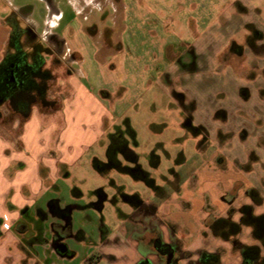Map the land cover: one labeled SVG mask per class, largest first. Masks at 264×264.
Masks as SVG:
<instances>
[{"label":"rangeland","instance_id":"374dc122","mask_svg":"<svg viewBox=\"0 0 264 264\" xmlns=\"http://www.w3.org/2000/svg\"><path fill=\"white\" fill-rule=\"evenodd\" d=\"M0 5L8 16L16 11L23 27L35 26L55 49L49 35L64 33L82 57L72 63L67 46H58L60 61L46 62L53 71L59 65L46 101L31 107L47 130L45 136L34 133L32 144L48 147L47 157L67 158L45 183L43 205L50 203L59 216L71 215L75 236L68 244L78 253L76 263L105 234L114 238L126 219L142 218L143 207L166 202L188 208L171 196L183 187L186 196H202L194 175L205 166L210 170L212 155L264 192V48H245L243 56L230 49L233 41L245 46L247 25H262L264 0H0ZM0 117V142L19 146L25 118L8 104L0 106ZM61 134L72 149L58 151ZM124 146L137 154L136 162L124 158ZM138 165L147 181L131 173ZM218 182L213 192L227 186ZM192 220L197 228L203 216ZM183 226L162 231L168 237ZM131 228L126 225L122 233L130 235ZM82 237L84 243L78 241ZM240 238L250 241L244 234ZM227 253L239 257L236 248Z\"/></svg>","mask_w":264,"mask_h":264},{"label":"crops","instance_id":"0c3cea01","mask_svg":"<svg viewBox=\"0 0 264 264\" xmlns=\"http://www.w3.org/2000/svg\"><path fill=\"white\" fill-rule=\"evenodd\" d=\"M7 12V8L0 5V61L4 56L11 33L10 25L6 21ZM56 24L58 26L59 22ZM59 39L63 40L64 45L67 46V53L70 55L72 63L78 58L82 60L78 52L70 47L64 33L59 35ZM58 66L55 67L54 71L48 65L46 68L53 75H56ZM69 69L80 76L84 75L82 69ZM67 76H71L69 72ZM40 118L42 119L43 116ZM37 119L38 116H33L32 111L25 118L24 131L20 136L19 146L10 141L0 142V264H143L145 261H150L151 264H161L163 260L152 255H146L148 253L140 249L141 245L137 237L143 235L145 229L143 223L137 218L126 219L122 229L115 233L114 238L105 234L99 244L96 243L95 247L91 246L93 249L90 248L79 262H75L78 253L68 244V240L75 236L71 215L68 217L59 216L54 207L50 206V203L49 208L43 205L45 183L50 180V175L56 172L57 162H65L67 158L63 156L58 159L56 158L57 153L47 157L48 147L43 151L42 147L32 144L34 133L45 136L47 131H43L40 127L42 124H39ZM64 134H61L57 141L58 151H64L66 147L73 148V146H68V139L62 140ZM216 155H212L206 163L210 170H207L205 166L204 169L194 175L198 180L197 189L203 190L202 196H197L193 192L186 196L183 187V191L176 192L171 197L183 199L186 205L188 204L190 207L183 209L177 203L161 202L162 204L158 206L153 217V219L160 218L164 222L184 225L183 231L180 229L181 226L176 229V236L182 240V249L191 252L193 258H180L178 264H204L201 258H196L200 250L218 253L220 256L218 260L216 258L210 261L214 264H244L240 250L237 248L239 251L238 258L227 256L229 249H233L230 242L214 235L209 238V231L203 225L197 228L192 226V219L196 215L202 214L203 221L210 216L204 210L205 195L208 194L211 203L216 206V216L225 217L230 205L222 197L234 185H239L238 193L232 200V206L236 210L232 219L234 221L239 220L238 209L242 205L253 206L255 215L264 214V210H258L260 207H264V192L259 191L251 181L242 177V173H237L235 170L234 174L229 173L228 168L226 172L220 169L214 171ZM219 174L225 175L221 177ZM219 178L227 186L224 187L223 191L213 192V184L214 182L218 184ZM250 188L259 193L260 202L256 203L244 193L246 189ZM167 207L168 211H166ZM186 212L188 215L184 214ZM129 224L132 227L130 235L129 233L123 234L124 227ZM162 227L165 228V225ZM69 231L70 234H67ZM243 234L248 236L250 241H243L240 238L242 244L261 247L259 241L252 234L251 226L244 227ZM169 237L164 235L166 241L169 240ZM55 238L66 247L63 251H60L57 243L54 242ZM85 240L86 238L82 237L78 241L84 243ZM209 242L210 245H204V243L208 244ZM256 264H261V260Z\"/></svg>","mask_w":264,"mask_h":264},{"label":"flooded vegetation","instance_id":"af4514ba","mask_svg":"<svg viewBox=\"0 0 264 264\" xmlns=\"http://www.w3.org/2000/svg\"><path fill=\"white\" fill-rule=\"evenodd\" d=\"M18 16L19 15L16 11H14L11 15L6 16V21L10 25L11 33L4 56L0 61V106L8 104L13 113L26 118L27 115L25 112L29 108L30 113L32 111L31 107L33 104L36 102H40L41 105L44 104L42 97L44 88L47 90L48 82L53 80V78H47L46 71L49 69L46 68V62L48 58H51L53 64L60 61V47L58 46H63L64 41L60 40L56 34L49 35V40L57 46L55 49L50 43L46 42L39 36V34L35 31V26L28 23L27 27H23L19 23ZM247 26L250 30L249 34L245 37V46L239 45L235 41H233L230 45V49L233 53L238 54L239 56L244 55L245 48H247L248 51L252 50L254 52H262V49L264 48V21L259 27H257L258 25ZM43 58L45 61L44 65L42 64ZM50 73L52 74L51 71ZM121 153L128 162H132L128 158H134L136 154L133 150L128 149L126 146L122 147ZM136 157L138 158L137 154ZM219 157L221 156L216 155L214 158V171L220 169ZM221 159L222 162L220 164L222 166H220L225 169V171H223L224 169L222 171L226 172L228 167L224 165L222 157ZM131 171V173L135 176L147 181L148 176L139 165L133 167ZM238 189L239 185H234L222 197L227 200L230 205L227 211V216L225 217L216 216V206L211 203L209 195H205L204 210L207 211L210 216L203 221L201 225L209 229L214 236H218L223 240L230 242L233 249H239L242 257V252L246 245L241 243L240 236L243 234L244 227H249L247 224L250 220V216L245 211L246 205H242L238 209L240 214L239 220L234 221L232 219L234 212H236L235 208L232 206V200L236 197ZM176 192L178 191L176 190ZM244 193L250 196L256 203L260 202L258 199L259 193L255 189H246ZM166 197L167 194H164L160 197V199ZM155 205L150 204L147 210H144V207L143 209L139 208V210L142 209V211L136 210L137 212L139 211V214H143L142 218L138 217L137 219L143 223L145 229L143 235L137 237V240L141 245L140 249L147 252L148 254L146 255H152L155 258L163 260L161 264H178L180 258H193L191 252H186L182 249V240L176 236V229H174L173 233H171L168 241L164 239L162 225H170L172 228L176 223L162 221L163 223L161 224L157 218L153 219L157 211V206L155 208ZM189 207L190 206L188 205V208ZM68 233L70 234V231L67 232V234ZM256 233H261L259 232V227L253 226L252 234L255 238L257 235ZM257 240L261 245L259 258H264V254L262 253L264 250V236ZM54 242L57 243L60 251H63L66 248L57 238H55ZM212 254L214 255L210 256L208 251L200 250L198 251L196 258L220 257L216 252H213ZM143 264H151V262L145 261ZM209 264L214 263L209 262Z\"/></svg>","mask_w":264,"mask_h":264},{"label":"trees","instance_id":"16d2710c","mask_svg":"<svg viewBox=\"0 0 264 264\" xmlns=\"http://www.w3.org/2000/svg\"><path fill=\"white\" fill-rule=\"evenodd\" d=\"M45 61L43 58V62L42 64L44 65ZM47 74V78L51 79L53 78V75L50 73L49 70L46 71ZM45 88H44V92L42 94L43 97V101L45 100ZM26 115H29V108L26 110ZM245 211L248 213V215L250 216V220L248 222L247 225L249 226H257L259 227V234L256 235L257 239H260L261 237L264 236V214H260V215H255L254 211H253V207L251 205H246L245 207ZM68 217V215L66 216ZM260 251H261V247L259 245H249L246 246L245 249L242 252V258H243V262L244 264H256L257 262H259L261 260V264H264V258H259L260 256ZM214 254L210 253V256H212ZM219 258V257H218ZM217 258V260H218ZM213 259L216 258H201V261L204 264H209V262Z\"/></svg>","mask_w":264,"mask_h":264},{"label":"water","instance_id":"95a60500","mask_svg":"<svg viewBox=\"0 0 264 264\" xmlns=\"http://www.w3.org/2000/svg\"><path fill=\"white\" fill-rule=\"evenodd\" d=\"M128 159L131 160L132 162H136L138 158L136 157V154H135L134 158H128Z\"/></svg>","mask_w":264,"mask_h":264}]
</instances>
